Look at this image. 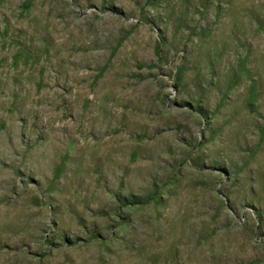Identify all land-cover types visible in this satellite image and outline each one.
<instances>
[{
  "label": "rangeland",
  "instance_id": "obj_1",
  "mask_svg": "<svg viewBox=\"0 0 264 264\" xmlns=\"http://www.w3.org/2000/svg\"><path fill=\"white\" fill-rule=\"evenodd\" d=\"M0 264H264V0H0Z\"/></svg>",
  "mask_w": 264,
  "mask_h": 264
}]
</instances>
